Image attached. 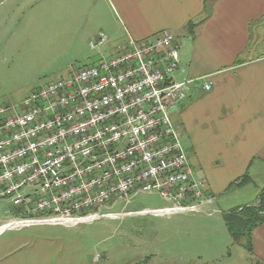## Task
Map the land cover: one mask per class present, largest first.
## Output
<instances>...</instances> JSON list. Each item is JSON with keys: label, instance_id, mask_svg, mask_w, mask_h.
Listing matches in <instances>:
<instances>
[{"label": "built area", "instance_id": "1", "mask_svg": "<svg viewBox=\"0 0 264 264\" xmlns=\"http://www.w3.org/2000/svg\"><path fill=\"white\" fill-rule=\"evenodd\" d=\"M100 34L92 50L104 47ZM178 44L168 32L117 44L114 55L0 107V202L20 216L0 225L92 222L139 193L169 203L161 214L208 203L171 114L192 81H174ZM209 90V85L205 86ZM200 204H191L196 201Z\"/></svg>", "mask_w": 264, "mask_h": 264}, {"label": "crops", "instance_id": "2", "mask_svg": "<svg viewBox=\"0 0 264 264\" xmlns=\"http://www.w3.org/2000/svg\"><path fill=\"white\" fill-rule=\"evenodd\" d=\"M0 1V34L5 37L14 29L20 37L22 9L27 14L22 26L45 19L50 41L61 14L68 18L70 29L85 13L88 21L97 18L93 0H48L47 18L34 4L26 8L20 0ZM108 4L112 19L105 35L108 44L86 66L101 56L112 57L115 46L127 39L142 41L170 33L178 44V67L171 78L192 81L171 118L193 177L210 199L204 216L256 205L264 189V0H109ZM8 52L5 44L2 55ZM76 56L82 60V55ZM72 67L52 80L68 77ZM34 89L19 85L6 91L0 95V103L6 105L0 107L20 102ZM251 244V261L264 264V222L252 232Z\"/></svg>", "mask_w": 264, "mask_h": 264}, {"label": "rangeland", "instance_id": "3", "mask_svg": "<svg viewBox=\"0 0 264 264\" xmlns=\"http://www.w3.org/2000/svg\"><path fill=\"white\" fill-rule=\"evenodd\" d=\"M93 3L97 18L91 17L92 22L85 13L70 29L61 14L53 41L45 19L22 26L27 15L22 9L20 37L16 29L8 37L0 34V95L19 85L38 88L71 65L76 69L92 62L100 48L92 50L88 42L112 27L109 0ZM33 4L47 18L48 0H20L26 8ZM69 34L75 39L68 40ZM5 44L9 52L4 57ZM79 54L82 60L77 61ZM204 197L210 201L205 191ZM208 203L203 201L198 212L161 214L157 211L169 203L156 194L139 193L129 203L101 208L92 222L8 229L0 234V264H263L253 263L247 248L232 241L225 212L204 216ZM13 219L20 216L0 202V225Z\"/></svg>", "mask_w": 264, "mask_h": 264}, {"label": "trees", "instance_id": "4", "mask_svg": "<svg viewBox=\"0 0 264 264\" xmlns=\"http://www.w3.org/2000/svg\"><path fill=\"white\" fill-rule=\"evenodd\" d=\"M223 220L232 241L247 248L249 255H252V232L264 222V189L256 205L244 206L224 213Z\"/></svg>", "mask_w": 264, "mask_h": 264}, {"label": "water", "instance_id": "5", "mask_svg": "<svg viewBox=\"0 0 264 264\" xmlns=\"http://www.w3.org/2000/svg\"><path fill=\"white\" fill-rule=\"evenodd\" d=\"M154 213H152V215H153Z\"/></svg>", "mask_w": 264, "mask_h": 264}]
</instances>
